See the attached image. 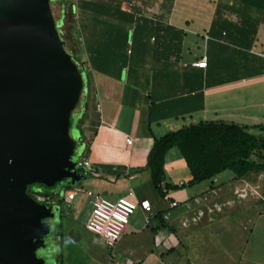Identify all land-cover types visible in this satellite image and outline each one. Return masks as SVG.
<instances>
[{"label": "crops", "instance_id": "0c3cea01", "mask_svg": "<svg viewBox=\"0 0 264 264\" xmlns=\"http://www.w3.org/2000/svg\"><path fill=\"white\" fill-rule=\"evenodd\" d=\"M50 6L87 77L74 113L81 112L79 155L92 163L88 172L76 164L74 179L41 189L51 196L42 203L54 212L45 238L54 264H264V210H242L250 203L234 199L214 213L222 209L218 201L211 208L202 200L208 185L216 186L208 180L192 184L184 200L171 196L166 183L189 179L176 182L181 175L170 166L179 162L176 146L166 153L161 190L148 166L155 138L170 130L201 120L264 124V0H50ZM203 57L204 67L194 64ZM76 188L73 198L65 196ZM129 189L149 199L150 209L138 208L109 247L86 227L87 191L116 199ZM225 216L228 230L220 223ZM204 219L220 225L202 235ZM220 231L231 234L229 248L216 240Z\"/></svg>", "mask_w": 264, "mask_h": 264}, {"label": "water", "instance_id": "95a60500", "mask_svg": "<svg viewBox=\"0 0 264 264\" xmlns=\"http://www.w3.org/2000/svg\"><path fill=\"white\" fill-rule=\"evenodd\" d=\"M50 0H0V264H47L51 207L28 187L76 176L88 84Z\"/></svg>", "mask_w": 264, "mask_h": 264}, {"label": "trees", "instance_id": "16d2710c", "mask_svg": "<svg viewBox=\"0 0 264 264\" xmlns=\"http://www.w3.org/2000/svg\"><path fill=\"white\" fill-rule=\"evenodd\" d=\"M174 146L179 148L186 163L190 174L187 184L190 185L212 181L215 176L228 170V174L234 178L264 171V124L201 120L155 138L148 156V166L153 184L159 190L166 178V153ZM35 186V189L49 190L41 184ZM166 186L182 185L166 183Z\"/></svg>", "mask_w": 264, "mask_h": 264}, {"label": "rangeland", "instance_id": "374dc122", "mask_svg": "<svg viewBox=\"0 0 264 264\" xmlns=\"http://www.w3.org/2000/svg\"><path fill=\"white\" fill-rule=\"evenodd\" d=\"M58 24L61 27V24L60 23H58ZM255 131H257V130H255ZM170 166H171V168L176 170V172L174 173L175 176L181 175L180 178H178L179 180L177 179V181H176L177 183L182 182L186 178L190 177L186 163H185L180 151H179V162L175 161ZM170 170H172V169H170ZM228 173H230L229 170L220 174L221 179L218 178V179L212 180L216 183V186L208 185L206 191H204L205 194L202 195L203 196L202 200L204 199L205 203L209 204L208 207L212 208L213 203L215 201H218V205H220V207L222 209L217 210V208H216L214 213L222 212L226 209L228 210L229 209L228 207L230 205H232V203L235 199L237 201H240L239 203H241V205H244V203H247V202L250 203L249 205L244 206L242 208V210H244L245 207L249 208L248 210H250L251 207L254 209L264 210V171L249 173L247 176H245L243 178H239L240 180H235L233 178L228 177ZM36 186L33 185L32 187L35 188ZM218 186H221V192H219L220 187L218 188ZM194 189H196V188L190 184H185L183 186H178V187L173 186V187L168 188V190L170 191L169 194L171 196H174L175 198L180 199V200H184L187 197L191 196L190 194L192 193V191ZM219 197H220V199H222L223 197H226V198H228L229 202H226L228 200H220ZM222 202L223 203L225 202V203L223 204ZM225 204H227V205H225ZM198 211H197V215H198ZM197 215H195L196 218H198ZM229 220H231V219H229V217L227 219V216H225V217H223V220L220 221V223L226 221V222H224V224L227 223V225L225 226L226 230H228ZM202 223H203L202 225L204 226L203 228H201L202 235L204 232H207L208 229L212 230L214 225L215 226L220 225V223L219 224L216 223V224L212 225L214 222H209L207 219H206V221L204 219ZM220 232L222 233L224 231H220ZM196 233L197 234L192 239L193 244L194 243L196 244V239L199 236L198 232H196ZM230 235L228 234V231H225L220 236H218V237L215 236V238L217 241H222L223 246L226 245V248H229V245L231 246V242H232V240L229 239ZM221 250L224 251L225 249L223 247H221ZM158 251H160V250H158ZM47 264H54V261L51 259H48Z\"/></svg>", "mask_w": 264, "mask_h": 264}, {"label": "built area", "instance_id": "2783aa9c", "mask_svg": "<svg viewBox=\"0 0 264 264\" xmlns=\"http://www.w3.org/2000/svg\"><path fill=\"white\" fill-rule=\"evenodd\" d=\"M264 56V52H260ZM202 62H195L197 66L204 67L206 58ZM126 142L131 143L132 138L126 137ZM76 164L86 169V172L92 169V163L86 156H80L76 159ZM79 188L68 190L65 196L73 198ZM92 196V209L86 222V227L97 235L107 246H114L119 240L123 230L129 222L130 216L138 209H150V201L147 198L137 199L134 197V191L129 189L126 195L116 199H110L106 196L87 191ZM37 201L44 202L51 198L44 194L41 189H33L31 194ZM172 206L178 205V201L173 200Z\"/></svg>", "mask_w": 264, "mask_h": 264}, {"label": "flooded vegetation", "instance_id": "af4514ba", "mask_svg": "<svg viewBox=\"0 0 264 264\" xmlns=\"http://www.w3.org/2000/svg\"><path fill=\"white\" fill-rule=\"evenodd\" d=\"M33 188H34V187H32V186L28 187V192H29V193L31 192L30 194H32V191H31V190H32Z\"/></svg>", "mask_w": 264, "mask_h": 264}]
</instances>
